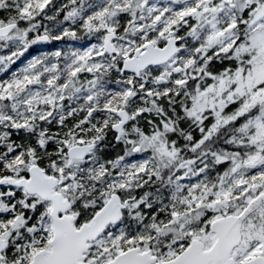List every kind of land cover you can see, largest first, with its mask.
<instances>
[{
	"label": "snow or ice",
	"instance_id": "6c2138e0",
	"mask_svg": "<svg viewBox=\"0 0 264 264\" xmlns=\"http://www.w3.org/2000/svg\"><path fill=\"white\" fill-rule=\"evenodd\" d=\"M0 264H264V0H0Z\"/></svg>",
	"mask_w": 264,
	"mask_h": 264
}]
</instances>
